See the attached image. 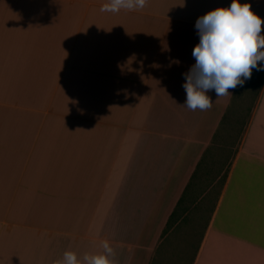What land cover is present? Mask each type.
Listing matches in <instances>:
<instances>
[{
    "label": "crops",
    "instance_id": "1",
    "mask_svg": "<svg viewBox=\"0 0 264 264\" xmlns=\"http://www.w3.org/2000/svg\"><path fill=\"white\" fill-rule=\"evenodd\" d=\"M104 2L0 0V264L105 240L113 264H154L172 232L176 264H264V84L231 161L211 147L240 85L183 105L195 20L230 0ZM239 2L264 34V0Z\"/></svg>",
    "mask_w": 264,
    "mask_h": 264
},
{
    "label": "clouds",
    "instance_id": "2",
    "mask_svg": "<svg viewBox=\"0 0 264 264\" xmlns=\"http://www.w3.org/2000/svg\"><path fill=\"white\" fill-rule=\"evenodd\" d=\"M145 0H105L101 12L143 8ZM262 18L255 14L248 2L230 0L228 6L216 7L200 15L194 27L199 37L192 48L194 63L182 73V87L186 97L184 106L201 110L211 106L208 90L217 96L230 94L228 89L243 85L252 70H264V34ZM260 63H257V62ZM103 251L85 253L82 257L65 250L62 258L52 264H113V249L108 241H101Z\"/></svg>",
    "mask_w": 264,
    "mask_h": 264
},
{
    "label": "rangeland",
    "instance_id": "3",
    "mask_svg": "<svg viewBox=\"0 0 264 264\" xmlns=\"http://www.w3.org/2000/svg\"><path fill=\"white\" fill-rule=\"evenodd\" d=\"M260 76V73L254 68L251 77L240 86L236 93L229 111L218 128V133L215 135L214 140L216 144L213 148L211 147L216 153L215 156L213 154V161H231L233 158L236 152V146L241 141L248 128L253 111L262 93L264 80ZM210 152L212 151H208V153ZM204 161L206 160L204 159ZM228 165L229 164L225 162L223 167L215 169V173L210 176V185H212L213 189V201L214 199L216 200L217 195L220 193L226 181ZM203 177H205V174ZM200 179L201 177L199 180ZM202 183L204 186L209 184L205 181ZM202 183H199V185H202ZM187 209L188 207L186 206V210ZM186 219L189 220V216H186ZM168 230L170 231L169 228ZM164 243L162 249H157L155 252L156 260L154 264H176L174 258L175 245L173 232ZM133 264H149V261L147 260V256L138 254ZM186 264H189V262H186Z\"/></svg>",
    "mask_w": 264,
    "mask_h": 264
},
{
    "label": "trees",
    "instance_id": "4",
    "mask_svg": "<svg viewBox=\"0 0 264 264\" xmlns=\"http://www.w3.org/2000/svg\"><path fill=\"white\" fill-rule=\"evenodd\" d=\"M257 63H260V62L258 61ZM257 72L260 73V75H261L260 77L264 80V70L257 71Z\"/></svg>",
    "mask_w": 264,
    "mask_h": 264
}]
</instances>
